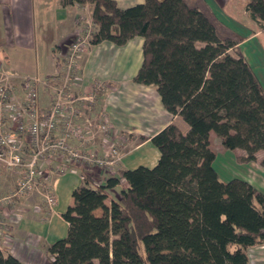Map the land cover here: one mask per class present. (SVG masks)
<instances>
[{
	"label": "trees",
	"instance_id": "1",
	"mask_svg": "<svg viewBox=\"0 0 264 264\" xmlns=\"http://www.w3.org/2000/svg\"><path fill=\"white\" fill-rule=\"evenodd\" d=\"M245 1L264 32V0ZM85 4L97 28L91 45L144 39L134 82L155 86L189 130L171 123L151 139L160 153L152 168L119 170L100 186L85 178L63 214L68 234L47 249L46 264H249V250L264 244V193L241 178L222 180L210 142L214 133L239 163L264 169V87L239 42L221 38L187 0L126 9L116 0H62ZM0 264L24 263L0 248Z\"/></svg>",
	"mask_w": 264,
	"mask_h": 264
},
{
	"label": "crops",
	"instance_id": "2",
	"mask_svg": "<svg viewBox=\"0 0 264 264\" xmlns=\"http://www.w3.org/2000/svg\"><path fill=\"white\" fill-rule=\"evenodd\" d=\"M116 1L123 9L144 2ZM210 1L212 6L203 0H187V3L208 16L221 38L238 41L243 56L253 68L251 56L242 50V46L263 33L257 30L243 36L241 27H237L240 24L225 12V7L222 11L218 0ZM88 9L91 17L93 6L90 4L63 7L62 0H0V61L7 69L23 75H40L43 78L55 75L58 71L56 48H66V43L77 27L78 16L84 15ZM242 16L248 19L247 27L259 28L249 19L246 7ZM219 18L223 19L225 26L222 27L223 34L216 25L220 23ZM143 43L144 39L137 36L123 46L108 40L90 45L79 63V80L74 86L75 93L96 97L97 117L103 114L118 133L123 155L116 171L132 170L140 166L154 167L160 153L156 147L147 146L167 125L176 123L184 133L189 130L188 124L180 116H174L165 109L155 86L134 82L143 61ZM214 135H210L211 146ZM100 144V151L104 153V143L101 141ZM218 147L217 151L212 149L217 154L214 167L219 153L224 160L237 162L242 168L239 176H231L225 181L241 178L264 193V169L260 164L239 163L237 152L227 153L229 150H225L222 143ZM83 176L93 185L97 181L104 183L105 180V174L97 169L71 168L55 180L57 203L52 210L41 209L39 202H26L25 213L12 222L13 225H9L8 234L3 238L1 245L4 248H0L5 256L11 254L24 264L48 262L47 249L68 234L69 224L63 214L73 205L72 193L83 184ZM5 182H2L1 190L4 187L11 188L14 183L11 178L5 179ZM249 264H264V244L249 250Z\"/></svg>",
	"mask_w": 264,
	"mask_h": 264
},
{
	"label": "built area",
	"instance_id": "3",
	"mask_svg": "<svg viewBox=\"0 0 264 264\" xmlns=\"http://www.w3.org/2000/svg\"><path fill=\"white\" fill-rule=\"evenodd\" d=\"M91 31V26L87 27V24L80 23L78 30L73 34L74 40L59 55L58 67L59 62H62L63 68L59 67L55 75L46 79L40 75H19L7 69L0 61V166L8 171L28 167L24 179L18 182L12 196L14 198L36 188L38 174L36 165L40 161L48 166L58 161L59 164L51 166L50 169L58 168L62 174L78 167L87 170L97 169L105 174V180L116 175L117 166L123 155L116 129L103 114L96 122L98 124L88 119L86 125L81 126L74 121L77 112L75 103L78 98L75 99L73 91L79 80L78 63L91 45L93 36ZM42 88L48 90L51 96V103L47 109L40 106ZM61 118H66V125L62 128L64 132L61 136H57L61 129ZM79 140L82 143H93L92 145L102 141L103 147L106 148L103 150L105 152L101 153L95 147L79 153L73 145ZM28 141L33 144L35 152L30 163L25 164L24 146ZM54 153H57V156H53ZM64 158L66 162L63 161ZM48 166L46 168H49ZM85 178L83 176V179ZM102 183L97 181L94 186H100ZM45 203L49 210L55 207L57 203L55 187L45 193ZM1 224L5 223L0 221Z\"/></svg>",
	"mask_w": 264,
	"mask_h": 264
},
{
	"label": "rangeland",
	"instance_id": "4",
	"mask_svg": "<svg viewBox=\"0 0 264 264\" xmlns=\"http://www.w3.org/2000/svg\"><path fill=\"white\" fill-rule=\"evenodd\" d=\"M192 1V0H191ZM194 2H196V0H193ZM206 4L211 5V1L210 0H203ZM219 2V6L222 8L225 7V12L227 14H230V16L232 18H234L238 24L237 27H241L242 32H244L242 35L243 36H247L248 33L250 32H256L257 30L260 31L259 28L257 27H247V23H248V19L245 20L242 16V13L244 12V9L246 7V1L245 0H218ZM212 6V5H211ZM90 9H88V12H86L84 15L78 16L77 18V27L74 30V33L76 30H78L80 23L83 24H87L88 26L92 27V34H95V32L97 31V28L93 22L92 19V15L90 17V13H89ZM93 10H91L92 13ZM223 11V10H222ZM221 12V11H220ZM218 17V16H217ZM83 19V20H82ZM219 22L220 23H216V25L219 27L220 32L223 34L222 32V27H225L223 25V19L219 18ZM222 23V24H221ZM247 24V25H246ZM84 26V25H83ZM233 27V26H231ZM248 32V33H247ZM262 32V31H261ZM73 33V34H74ZM263 34H261V36L255 38V40H253L252 42H246L243 44L242 46V50L245 53L250 54V58H251V62L253 63V68L255 69L260 81L262 82V85L264 87V32H262ZM73 34L70 37L68 43H66L67 45L70 44V42L72 40H74L73 38ZM93 37V36H92ZM67 48V46H66ZM63 48V49H66ZM62 48H56V52H55V57L57 59V61H59V55L65 51ZM84 56V54H83ZM83 56L81 57V59L83 58ZM81 59L79 60V63L81 61ZM60 63V68H63V63ZM78 63V65H79ZM58 67V62H57V68ZM79 67V66H78ZM17 72V71H15ZM19 75L25 76L19 72H17ZM42 77V76H41ZM51 77V76H49ZM48 77H44L43 79H46ZM62 79V78H61ZM60 82V80H59ZM74 92V97L75 99H83V100H78L75 103V107L77 109L76 115L74 117V121L75 123L81 124V126L86 125L87 120L89 119L90 121H92L94 124H98L96 122H98L99 116L97 117V102H96V97H89V96H81L77 93ZM49 91L46 90L45 88H42L40 91V106L43 109H47L50 106L51 103V96L48 94ZM76 95V96H75ZM85 99V100H84ZM92 119V120H91ZM94 119V120H93ZM66 118H61V129H59V133H57V136H61L62 131L64 128ZM94 133V131H93ZM84 139H82L83 141ZM101 142V141H100ZM49 144V143H48ZM93 143H82L80 140L77 142H74L73 145H75L74 147H76V150H78L79 153H84L85 149L89 150L90 148H97L98 151L100 152V143L97 141L96 143H94V145H92ZM33 144L28 141L25 144V155H24V162L25 164H29L31 161V157L34 154V150L35 148L32 146ZM218 145L221 146V140L214 135L213 141H212V149L217 151L219 149ZM42 146V143L41 145ZM123 150V146L122 144L120 145ZM147 147H155L154 145L150 144ZM146 147V148H147ZM145 148V149H146ZM156 149V148H155ZM58 153H62V152H58ZM227 153H232L231 151H228ZM53 156H57V153H54ZM66 157H69V155L65 154ZM261 156V155H259ZM59 157L60 154H59ZM64 162H66V159H63ZM43 162L40 161L38 162L37 166V171L38 174L36 176V183L37 186L34 190L32 191H28L25 192L23 194H19L17 195L15 198L12 197L15 193V189L18 185V182L22 179H24L25 174L28 170L27 166H23L20 167L18 169L12 170V171H8L5 170L4 168H2L0 166V186L2 184V182H5V179H13L14 183L11 185V188L6 189L4 186L3 190H1L0 188V221L2 223L5 224H1V230H0V246L3 247L2 241L3 238L6 237V235L8 234L9 231V225H11V223L15 222L16 220H18L24 213L26 209V202H34L37 203L39 202V207H41V209H47V205L45 203V193L49 190L52 189V187L54 186L55 180L57 178H59L62 174V171L58 168H53L52 170L50 169L51 166H56V164L59 162L55 161L53 162V165H43ZM257 163V162H254ZM52 164V163H51ZM55 164V165H54ZM255 165V164H253ZM49 168H46V167ZM215 167L217 169V171L219 172L220 178L222 180H226V178H232L231 176H239L240 172L242 171V168L240 166H238L237 162L236 163H231L229 162V160H224V158L218 153V159L216 161ZM253 167H257V166H253ZM85 181V179L83 180ZM6 183V182H5ZM7 198V199H5ZM28 207V205H27ZM49 209V208H48ZM98 214H100L101 212L98 211ZM12 223V225H13ZM2 233H4V235H2ZM2 235V236H1ZM4 248V247H3Z\"/></svg>",
	"mask_w": 264,
	"mask_h": 264
}]
</instances>
